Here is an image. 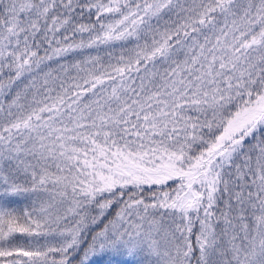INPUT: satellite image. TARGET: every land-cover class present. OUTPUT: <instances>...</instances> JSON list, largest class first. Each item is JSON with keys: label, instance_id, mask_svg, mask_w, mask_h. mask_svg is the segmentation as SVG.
Returning <instances> with one entry per match:
<instances>
[{"label": "snow or ice", "instance_id": "6c2138e0", "mask_svg": "<svg viewBox=\"0 0 264 264\" xmlns=\"http://www.w3.org/2000/svg\"><path fill=\"white\" fill-rule=\"evenodd\" d=\"M0 264H264V0H0Z\"/></svg>", "mask_w": 264, "mask_h": 264}]
</instances>
